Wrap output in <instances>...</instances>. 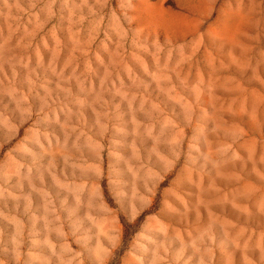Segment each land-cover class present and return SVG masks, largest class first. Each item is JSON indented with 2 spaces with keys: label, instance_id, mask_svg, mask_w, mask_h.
Instances as JSON below:
<instances>
[{
  "label": "rangeland",
  "instance_id": "rangeland-1",
  "mask_svg": "<svg viewBox=\"0 0 264 264\" xmlns=\"http://www.w3.org/2000/svg\"><path fill=\"white\" fill-rule=\"evenodd\" d=\"M0 264H264V0H0Z\"/></svg>",
  "mask_w": 264,
  "mask_h": 264
}]
</instances>
